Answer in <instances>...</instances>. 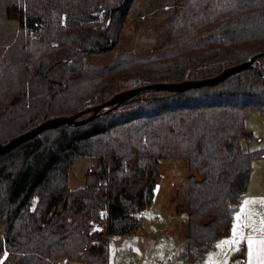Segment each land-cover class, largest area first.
Here are the masks:
<instances>
[{"label":"trees","instance_id":"1","mask_svg":"<svg viewBox=\"0 0 264 264\" xmlns=\"http://www.w3.org/2000/svg\"><path fill=\"white\" fill-rule=\"evenodd\" d=\"M168 2L170 12L153 29L155 46L116 49L106 64L88 58L115 47L131 0L8 5L7 16L40 35L0 58V141L124 87L208 77L264 50V0ZM255 65L260 72L243 69L213 86L146 91L112 113L45 129L1 154L0 264H107L108 237L137 225L132 212L150 206L157 166L171 157L187 161L172 202L186 214L184 256L200 261L228 233L252 160L264 152L241 142L254 137L245 130L249 110L264 114V55ZM83 155L91 160L84 185L70 188L68 170Z\"/></svg>","mask_w":264,"mask_h":264},{"label":"rangeland","instance_id":"2","mask_svg":"<svg viewBox=\"0 0 264 264\" xmlns=\"http://www.w3.org/2000/svg\"><path fill=\"white\" fill-rule=\"evenodd\" d=\"M20 2L21 0H0L1 59L8 57L15 49L22 46L27 38L31 36L36 38L40 35L33 36L26 22L19 24L16 18L7 16L6 7ZM170 7L168 0H131L129 13L123 20L115 47L111 50L92 53L88 60L106 64L116 49L141 53L150 50L156 44L153 29L163 22L170 12ZM41 25L43 26L44 22ZM245 130L254 137L250 142H246L244 137L241 139L243 149L250 148L264 151V114L257 109H250L245 117ZM90 163V157L87 155L74 160L68 170V185L70 188L84 185L85 174ZM186 163L187 161L183 157L161 159L157 166L160 175L157 177L150 206L132 212L136 217V213L141 211L143 218H137V225L131 232L125 235L115 234L108 237L107 250L109 251V261L111 263L110 255H115L116 259H119L123 254L122 247L125 246L128 239L135 243L137 249L147 256H151L152 249L156 246H166L176 253L185 250L182 234L186 214L176 211L172 198L182 178L187 173ZM251 166V185L254 187L260 181L264 182V173H262L264 171V152L261 156L253 159ZM34 200L36 201V197ZM32 207H34V204H32ZM155 215H157V221L151 220L150 217ZM0 225H2L1 221ZM229 232L230 227L226 235ZM224 247L225 251L222 256L219 257L218 255L217 258V261H220L221 264H225L229 258L227 251L230 245ZM161 261L163 263L156 264H164L165 260L163 258H161ZM122 264H124V261H122Z\"/></svg>","mask_w":264,"mask_h":264},{"label":"crops","instance_id":"3","mask_svg":"<svg viewBox=\"0 0 264 264\" xmlns=\"http://www.w3.org/2000/svg\"><path fill=\"white\" fill-rule=\"evenodd\" d=\"M245 201L248 202L246 205ZM242 206L245 209L243 212H241ZM238 215L240 217L239 220L236 219ZM234 225H237L235 236L233 233ZM131 231L116 235H125ZM250 240L252 241L251 246L249 244ZM224 241L232 242L222 243ZM229 245L230 248L227 251L229 258L225 264H236L241 260L245 264H264V182L260 181L252 187L251 173L246 191L232 219L229 234L218 237L213 245L207 249L200 261L193 262L186 259L183 252L176 253L166 246L154 247L151 256H147L143 252H140L135 243L129 239L126 241L125 246L122 247V256L116 259L115 255H110V260L116 264H122V261H124V264H156L161 263V258H163L165 260L164 264H221L220 261H217L218 255L219 257L222 256V253L225 251L224 246ZM112 263L109 261V251L107 250V264ZM66 264L86 263L71 260Z\"/></svg>","mask_w":264,"mask_h":264},{"label":"water","instance_id":"4","mask_svg":"<svg viewBox=\"0 0 264 264\" xmlns=\"http://www.w3.org/2000/svg\"><path fill=\"white\" fill-rule=\"evenodd\" d=\"M264 55V50L251 53L246 59L238 63L223 67L216 74L202 78H184L176 81H154L148 83H139L120 89L112 93L108 98L101 102L78 108L75 112L54 117H46L33 127L21 131L15 135L9 136L0 141V155L9 153L23 142L35 137L43 130L61 125L79 126L92 121L103 115L112 113L119 106L132 102L135 99L143 98L142 94L151 90H166L177 94L189 88H201L213 86L229 75L240 70L252 68L260 72V67L255 65V60ZM264 77V73H261ZM88 113L86 116L82 114Z\"/></svg>","mask_w":264,"mask_h":264},{"label":"built area","instance_id":"5","mask_svg":"<svg viewBox=\"0 0 264 264\" xmlns=\"http://www.w3.org/2000/svg\"><path fill=\"white\" fill-rule=\"evenodd\" d=\"M35 35H37V31L35 32ZM136 214H137V215H136L137 218H142V217H143L141 211H138ZM150 218H151V220H153V221H157V215H155V216H151ZM236 264H245V263H244L243 260H241V261H239V262L236 263Z\"/></svg>","mask_w":264,"mask_h":264},{"label":"snow or ice","instance_id":"6","mask_svg":"<svg viewBox=\"0 0 264 264\" xmlns=\"http://www.w3.org/2000/svg\"><path fill=\"white\" fill-rule=\"evenodd\" d=\"M245 203V205L248 203L247 201H245L244 202ZM245 209H244V207L242 206V208H241V212H243ZM236 219L237 220H239L240 219V217H239V215L236 217ZM236 229H237V225H234L233 226V233H234V236H235V234H236ZM232 241H224V242H222V243H231ZM249 244H250V246H251V244H252V241L250 240L249 241ZM219 246V245H218Z\"/></svg>","mask_w":264,"mask_h":264}]
</instances>
